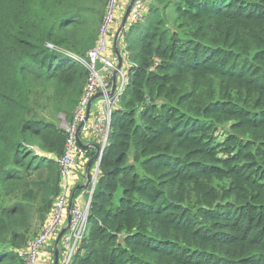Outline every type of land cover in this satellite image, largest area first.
Here are the masks:
<instances>
[{
  "label": "trees",
  "instance_id": "obj_1",
  "mask_svg": "<svg viewBox=\"0 0 264 264\" xmlns=\"http://www.w3.org/2000/svg\"><path fill=\"white\" fill-rule=\"evenodd\" d=\"M108 2L0 0V264H24L60 195L57 117L73 119L88 71L72 57ZM123 42L129 81L70 264H264V0H151Z\"/></svg>",
  "mask_w": 264,
  "mask_h": 264
},
{
  "label": "built area",
  "instance_id": "obj_2",
  "mask_svg": "<svg viewBox=\"0 0 264 264\" xmlns=\"http://www.w3.org/2000/svg\"><path fill=\"white\" fill-rule=\"evenodd\" d=\"M150 1L109 0L95 45L88 51L85 58L72 57L75 62L87 69L88 79L79 105L73 114V119L64 128L67 132L66 145L58 160L61 194L56 199V203L38 235L28 242L22 251L21 256L24 259V264H38L41 249L61 231L64 232L56 250L61 253L58 264H70L78 250L87 229L92 194L99 178V165L104 152L102 150L107 147L111 116L129 81L127 65H123L124 57H126L124 34L131 24L141 23L145 20ZM129 6L131 9L127 24L118 33ZM117 17H120V23L114 31L112 39H115L117 34L119 35L120 47H117L122 58L120 69H118V58L113 49L109 51L110 32H112ZM98 94L99 96L95 98ZM80 126L78 136L80 141H82V135L89 133H94L99 140L98 147L95 148V151L97 150L96 159L93 160L90 167L85 163L86 150L84 146L77 143ZM77 169L82 170L85 179L84 190L86 189L87 200L85 198L84 201L68 191L71 174Z\"/></svg>",
  "mask_w": 264,
  "mask_h": 264
},
{
  "label": "crops",
  "instance_id": "obj_3",
  "mask_svg": "<svg viewBox=\"0 0 264 264\" xmlns=\"http://www.w3.org/2000/svg\"><path fill=\"white\" fill-rule=\"evenodd\" d=\"M120 20V17L116 19L112 32H110V38H109V51L114 48V40L112 39L113 33L115 31V26ZM117 46L120 47V43H117ZM110 53V52H109ZM123 65H127V69H129V64L124 60ZM81 143L84 146L86 150V157H85V163L86 165L96 156L95 148L98 147V137L94 133H89V134H84L81 136ZM86 146V147H85ZM93 162V161H92ZM92 164V163H91ZM80 173V174H79ZM82 171L77 173L72 172L71 177L69 179V188L68 191H70L71 187L75 191V196L80 198L81 200L84 201V199L87 197V194L85 193L86 189L84 190V185H85V179L82 175ZM54 240H49L47 245L43 247L40 251L39 254V263L38 264H54V255L52 254L53 251V246ZM60 254H58V260L60 259Z\"/></svg>",
  "mask_w": 264,
  "mask_h": 264
},
{
  "label": "water",
  "instance_id": "obj_4",
  "mask_svg": "<svg viewBox=\"0 0 264 264\" xmlns=\"http://www.w3.org/2000/svg\"><path fill=\"white\" fill-rule=\"evenodd\" d=\"M130 9H131V6H129V7L127 8V11H126V13H125V15H124V17H123V19H122V22H121V24H120V27H119V31H118V33H120V32L122 31V29L125 27V25L127 24V18H128V14H129V12H130ZM118 37H119V35L117 34L116 37H115V40H114V48H113V52H114V54H115V55L117 56V58H118V69H120V68H121V65H122V58H121V56H120V54H119V50H118V47H117ZM113 88H114V86H113ZM98 96H99V94L96 95L95 98L98 97ZM89 106H90V104H89ZM89 106H88V110H89ZM88 110H87V112H88ZM80 128H81V126L78 128V133H77V143H78L79 145H80V144L82 145L81 141L78 139V138H79L78 136H79ZM103 151H104V150H102V152H103ZM94 159H96V157H95ZM92 161H93V159L88 163V167H90ZM63 232H64V231H61V232L59 233V235H58V237H57V242H56V243H59V240H60L61 236L63 235ZM54 264H58V251H55V255H54Z\"/></svg>",
  "mask_w": 264,
  "mask_h": 264
},
{
  "label": "rangeland",
  "instance_id": "obj_5",
  "mask_svg": "<svg viewBox=\"0 0 264 264\" xmlns=\"http://www.w3.org/2000/svg\"><path fill=\"white\" fill-rule=\"evenodd\" d=\"M148 6H149V4H148ZM119 23H120V20H118V22H117V24H116V26H115L116 29H117ZM116 29H115V31H116ZM57 118H58V124H59V126H61L62 128H66L67 125H69L68 123H66L67 121L65 120V118H64L63 115H59ZM56 122H57V120H56ZM77 171L81 172L82 170H81V169H77L76 171L74 170L75 173H77ZM79 174H80V173H79ZM70 193H71V194H75V191L73 190L72 187H71V189H70ZM60 194H61V192H60ZM58 197H59V196H58ZM85 200H87V198H86ZM55 203H56V200L54 201V204H55ZM54 204H53V206H54ZM46 221H47V219L45 220V222L43 221L44 224L46 223ZM43 222L39 223V222L35 221L34 219H32V222H31V230H32L33 233H35V231H36V233H35L36 236H37L38 233L40 232L41 228L44 226ZM42 224H43V225H42ZM58 235H59V233L56 234V236L53 237V238L51 239L52 241L54 240V243L52 244V245H54V246H53V251H52V254H53V255H55V251H56L57 248H58V247H57V244H58V243H56V242H57V237H58ZM34 238H35V237H33L31 240H33Z\"/></svg>",
  "mask_w": 264,
  "mask_h": 264
}]
</instances>
